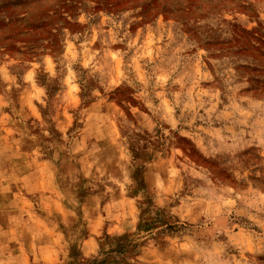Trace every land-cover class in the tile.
Returning <instances> with one entry per match:
<instances>
[{
  "label": "rangeland",
  "instance_id": "rangeland-1",
  "mask_svg": "<svg viewBox=\"0 0 264 264\" xmlns=\"http://www.w3.org/2000/svg\"><path fill=\"white\" fill-rule=\"evenodd\" d=\"M16 2L44 33L0 48V264H264V74L237 69L257 53L212 57L139 10ZM249 5L201 24L264 42Z\"/></svg>",
  "mask_w": 264,
  "mask_h": 264
},
{
  "label": "trees",
  "instance_id": "trees-1",
  "mask_svg": "<svg viewBox=\"0 0 264 264\" xmlns=\"http://www.w3.org/2000/svg\"><path fill=\"white\" fill-rule=\"evenodd\" d=\"M66 2L78 3V0H64ZM97 5L98 10H104L109 13H122L125 11L139 10L141 17L145 22L154 18L163 16L167 20H176L181 22L186 33L196 39L211 56H216L215 52H220V56L246 57L253 56V65L249 64L237 66L248 75L255 78L252 81L263 84L259 81V75L264 74V42L257 33L243 31L237 37L233 36L227 39H221L220 35L212 27L206 29L201 22L209 15L226 11H247L250 8L251 0H91ZM39 2V0H36ZM20 7L16 0H0V48L5 52L26 54L32 52L36 47H32L24 39L36 38L39 36L43 27L38 26L37 21L41 17H32L23 15L17 17L16 11ZM43 16V14H41ZM48 18V16H47ZM30 24H34L29 27ZM25 43L26 50L17 47L16 44ZM260 64L262 69L255 67ZM264 90V87L261 89Z\"/></svg>",
  "mask_w": 264,
  "mask_h": 264
}]
</instances>
